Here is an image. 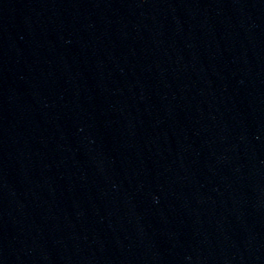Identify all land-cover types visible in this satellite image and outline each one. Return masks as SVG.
Returning <instances> with one entry per match:
<instances>
[{"label": "water", "instance_id": "95a60500", "mask_svg": "<svg viewBox=\"0 0 264 264\" xmlns=\"http://www.w3.org/2000/svg\"><path fill=\"white\" fill-rule=\"evenodd\" d=\"M0 264H264V0H0Z\"/></svg>", "mask_w": 264, "mask_h": 264}]
</instances>
